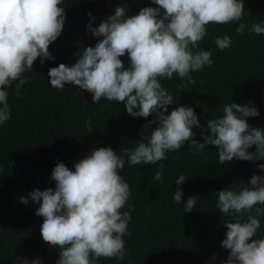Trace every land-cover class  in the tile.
Masks as SVG:
<instances>
[{
    "label": "clouds",
    "instance_id": "clouds-1",
    "mask_svg": "<svg viewBox=\"0 0 264 264\" xmlns=\"http://www.w3.org/2000/svg\"><path fill=\"white\" fill-rule=\"evenodd\" d=\"M157 7H143L138 14L126 16L127 8L115 7L114 13L93 27L89 13L87 25L94 47H84L75 53L72 66L64 63L48 70L49 84L63 90L66 84L78 87L91 95L93 104L101 99L123 103L133 118L153 117L143 126L150 134L134 149L124 148L117 155L111 147L91 150L74 164V170L63 162L52 169L50 181L54 188L34 189L20 202L38 203L35 214L43 218L40 228L43 241L56 247L55 264H95L101 258L123 261L126 255L124 236L132 219L128 204L131 188L120 175L125 156L130 165H156L159 169L168 152L180 151L186 142L197 153L206 145L218 149L219 164L233 159L264 160V129L252 127L247 118L257 117L259 111L251 101L247 104L226 103L223 114L200 121L191 106H172L173 97L161 84L172 80L174 74L186 88L195 85L191 72L202 71L214 61L210 50L199 49L207 35V25L235 24L244 16V0H151ZM63 0H0V125L10 119L9 93L15 84V95L29 82L23 75L33 71L40 59L55 58L49 46L62 34L66 20ZM245 31L264 35V22L239 23L238 34ZM215 44L221 51L232 45L231 37L217 36ZM127 54L125 67L120 57ZM91 129V118L85 121ZM155 125V127H153ZM193 128L201 129L202 143L195 138ZM146 140V142H144ZM255 147V151L249 149ZM264 170V163L257 164ZM154 179L162 184V172ZM187 178H176L173 200L182 202L181 185ZM239 191L230 187L218 192L216 208L234 221H225L226 237L221 247L228 251L223 264H264V238H256L260 217L264 216V176L253 175ZM198 198L189 197L183 212H192ZM247 213V220L244 214ZM215 259V256H213ZM15 264H41L36 258L17 259Z\"/></svg>",
    "mask_w": 264,
    "mask_h": 264
},
{
    "label": "trees",
    "instance_id": "trees-1",
    "mask_svg": "<svg viewBox=\"0 0 264 264\" xmlns=\"http://www.w3.org/2000/svg\"><path fill=\"white\" fill-rule=\"evenodd\" d=\"M66 20L62 34L49 46L54 60L40 59L33 71L23 73L28 78L15 95V84L5 89L10 105V119L0 125V264H15L23 258H36L41 264H55L59 249L45 243L40 228L43 218L35 214L38 203L27 205L20 197H27L34 189L54 188L50 181L52 169L63 162L74 170V164L98 147H111L117 155L123 149H134L150 134L143 126L153 119L133 118L123 103L101 99L93 104L90 93L66 84L63 90L50 86L48 70L64 63L72 66L75 53L84 47H94L97 38L87 31L89 13L95 18L93 27L114 13L115 7L127 8L126 16L138 14L143 7H157L151 0H63ZM244 16L235 24H209L208 35L199 42V49L210 50L213 65L202 71L191 72L195 85L180 88L184 81L175 76L163 79L161 84L173 97L169 108L191 106L201 126L223 114L226 103L247 104L257 107L259 115L247 118L252 127L264 129V35L245 31L238 34L239 23L264 22V0H244ZM229 36L230 48L216 47L217 36ZM125 67L127 54L120 57ZM91 118L90 129L85 121ZM155 127V125H153ZM195 138L201 139V129L193 128ZM146 142V140L144 141ZM255 151V147L249 149ZM218 149L206 145L197 153L186 142L180 151L168 152L156 165L125 166L120 175L131 188L128 204L122 211H130L128 234L124 236L126 255L123 261L101 258L95 264H223L228 251L221 247L226 237L224 216L215 206L218 192L230 187L239 191L253 175L264 176L257 164L264 160L241 161L233 159L219 164ZM160 170L163 183L155 173ZM183 174L187 180L181 185L182 202L173 200L176 178ZM198 198L192 212H183L184 202ZM247 220V213L244 214ZM256 238H264V216L260 218ZM215 256V259H213Z\"/></svg>",
    "mask_w": 264,
    "mask_h": 264
}]
</instances>
